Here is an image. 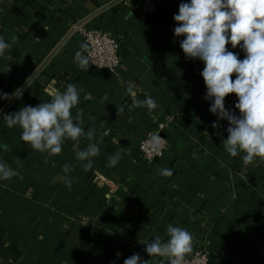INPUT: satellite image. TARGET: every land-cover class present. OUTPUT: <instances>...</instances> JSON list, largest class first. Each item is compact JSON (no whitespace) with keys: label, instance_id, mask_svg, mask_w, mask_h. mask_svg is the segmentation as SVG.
Returning <instances> with one entry per match:
<instances>
[{"label":"crops","instance_id":"crops-1","mask_svg":"<svg viewBox=\"0 0 264 264\" xmlns=\"http://www.w3.org/2000/svg\"><path fill=\"white\" fill-rule=\"evenodd\" d=\"M142 1L0 0V37H19L0 56V93L24 88L20 99H0V145L9 148L0 147V160L23 176L0 180V264H123L135 253L162 264L145 242L167 240L169 224L192 233L187 257L205 250L208 264H264V164L245 166L243 153L225 152L226 120L212 127L218 117L204 99V64L185 57L184 37L173 31L181 0H160L154 15L141 12ZM77 25L116 39L115 74L91 65L84 72L73 62L85 44ZM227 48L244 58L239 47ZM69 83L80 91L73 116L83 114L94 141L67 140L56 156L31 149L3 116L48 102ZM146 96L155 110L136 106ZM236 100L230 94L224 104L238 115ZM167 116V148L148 165L138 143ZM101 140L92 169L83 171L75 152ZM116 152L119 163L108 167ZM65 163L75 165L68 174ZM164 168L173 174L160 175ZM65 175L74 181L70 190Z\"/></svg>","mask_w":264,"mask_h":264},{"label":"clouds","instance_id":"clouds-1","mask_svg":"<svg viewBox=\"0 0 264 264\" xmlns=\"http://www.w3.org/2000/svg\"><path fill=\"white\" fill-rule=\"evenodd\" d=\"M173 21L176 23L174 35L184 37L179 46L185 57L198 59L204 64L200 73L206 88L204 99L211 102L209 112L218 117L212 127H219V120L228 123L225 129L227 138L222 141L225 152L231 157L243 153L241 158L245 166L257 162L264 164V0H181ZM18 39L15 35L10 37V41L0 37V56L10 50ZM229 44L233 49L239 47L244 58L240 59L236 52L228 50ZM87 51V44L82 43L73 57V62L84 72L90 65L85 55ZM31 78L27 79L26 85ZM23 91L21 87L14 89L12 94L0 93V99H20ZM230 94L237 98L234 108L238 110V115L225 108V98ZM79 100L80 91L75 84L69 83L63 92L57 90L51 93L48 102L23 106L14 113L4 115L3 121L8 127L19 126L20 139L31 149L56 156L62 153V146L67 140L79 142L84 137L94 141L95 129L85 131L82 127L83 114L77 112L73 116V109L77 108ZM136 106L150 111L157 108L151 96L136 101ZM160 139L159 136L153 137L157 144ZM102 142H90L75 152V160L80 162L83 171L92 169V158L100 155L99 143ZM0 147L9 151L6 144ZM120 158V152L110 155L107 166L115 167ZM17 163L18 167L22 166ZM74 167L65 163L62 171L68 174ZM159 172L166 178L173 174L169 168ZM13 177L23 179L18 170L0 160V180H11ZM73 182L71 176L65 175L64 184L69 190ZM166 235L167 240L156 236L145 242L144 251L149 257L164 258L162 264L164 261L166 264H185V258L193 251L192 233L169 224ZM123 264H149V260L145 261L139 253H135Z\"/></svg>","mask_w":264,"mask_h":264},{"label":"built area","instance_id":"built-area-1","mask_svg":"<svg viewBox=\"0 0 264 264\" xmlns=\"http://www.w3.org/2000/svg\"><path fill=\"white\" fill-rule=\"evenodd\" d=\"M159 2L160 0H143L141 12L145 15H154L157 12ZM73 29L88 46V51L85 55L89 58L90 65L115 74L121 64L116 39L100 28H87L77 25ZM170 121H172V117L167 116L139 141L138 152L142 160L148 165L153 164L166 150L167 141L164 136V130L166 124ZM154 136L161 137L159 144L153 140ZM208 263L209 254L205 250H196L191 256L185 258V264Z\"/></svg>","mask_w":264,"mask_h":264},{"label":"trees","instance_id":"trees-1","mask_svg":"<svg viewBox=\"0 0 264 264\" xmlns=\"http://www.w3.org/2000/svg\"><path fill=\"white\" fill-rule=\"evenodd\" d=\"M138 148V147H137Z\"/></svg>","mask_w":264,"mask_h":264}]
</instances>
